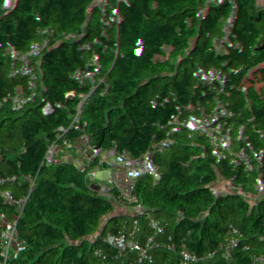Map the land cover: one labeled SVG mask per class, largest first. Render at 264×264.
<instances>
[{"label": "trees", "instance_id": "16d2710c", "mask_svg": "<svg viewBox=\"0 0 264 264\" xmlns=\"http://www.w3.org/2000/svg\"><path fill=\"white\" fill-rule=\"evenodd\" d=\"M97 1L0 0V95L4 82L9 89L28 87L47 105L61 107L72 90L76 54L102 38L105 20ZM181 1L197 10L195 23L212 15L239 23L245 31L264 4V0ZM108 2L117 17L122 2ZM134 57V46L120 41L102 58L101 67L93 68L91 108L84 114L87 135L78 137L77 166L68 165L67 171L61 169L56 144L46 155L44 169L36 174L24 171L37 166L43 156L52 116L34 106L0 109V161H12L10 176L16 175L0 189V238L2 232L13 237L10 247L0 244V264H21L19 260L23 264H125L133 232L154 231L158 217L151 206L156 199L201 201L189 208L188 221L195 257L213 249L205 255L206 264L213 258L229 260L260 235L254 222L264 217V135L245 121L228 142L217 140L216 113L204 114L218 88L210 67L204 59L189 63L178 54L173 103L156 111L131 112L130 94L112 83L124 79ZM250 116L256 122L252 110ZM188 119L197 126L192 174L198 179L175 187L170 169L180 166L189 139L169 137L158 152L156 145L167 131L183 127ZM53 169L62 176L51 181L66 210V223L50 226L37 260L28 261L37 236L34 227L47 225L29 208L50 192L51 184L40 177ZM98 172L99 189L93 187ZM234 174L242 175L240 188H232ZM190 216L208 220L209 242ZM111 233L116 234L114 240ZM240 264H264V249L253 250Z\"/></svg>", "mask_w": 264, "mask_h": 264}, {"label": "built area", "instance_id": "2783aa9c", "mask_svg": "<svg viewBox=\"0 0 264 264\" xmlns=\"http://www.w3.org/2000/svg\"><path fill=\"white\" fill-rule=\"evenodd\" d=\"M122 12L115 17L108 0H98L105 20V27L99 43L85 46L76 54L71 67L72 90L63 105L53 108L41 100L39 95L28 87L9 89L4 82V92L0 95V109L10 110L17 106H34L54 119L51 135L45 142V152L37 166H28L24 171L36 174L44 169V160L53 144L57 146L58 159L62 170L68 165L76 167L81 153L78 137L87 135L84 114L91 108V81L94 67H101L102 58L113 51L120 41L132 36L135 57L131 60L123 80L112 83L130 94V111H156L173 103L177 97L178 79L176 68L179 60L171 58L175 52L186 62L206 60L212 77L218 88L214 102L204 114L216 113V128H226L230 135L243 127L245 121L259 129L264 135V4L255 16V22L248 31L235 22L218 24L216 17L208 15L199 23L194 17L197 10L190 3L181 0H120ZM154 75L153 80L151 79ZM152 82V84H151ZM150 96H154L150 98ZM250 110L256 117V123L250 116ZM257 124L262 125L258 128ZM197 126L191 119L181 127L167 131L157 145L161 151L169 137L187 135L190 145L183 153L179 167L170 169L171 183L175 187L186 186L188 181L197 180L194 170V150ZM254 149L251 150V154ZM13 162L0 161V189L16 175H11ZM61 174L53 169L44 173L41 181L51 184L50 192L43 200H37L30 211L43 217L47 225H36L37 236L30 250L29 259L37 260L38 249L46 230L58 223H66V210L61 207L58 188L52 177ZM232 188H240L242 175L231 177ZM101 186V174L95 175L93 187ZM201 201L156 199L152 210L158 220L153 223V232L138 235L134 230L132 244L126 254L125 264H206L210 248L199 257H195V246L189 232V208H196ZM207 204V209L210 208ZM264 205V197L262 204ZM203 228L204 239L209 242L208 220L194 219ZM254 228L259 231L258 238L244 245L225 262L211 259L210 264H240V261L253 250L264 249V217L258 216ZM126 231L123 232V234ZM110 237L114 240L115 233ZM121 238L123 235L120 236ZM0 244L3 248L13 244L9 233H1ZM200 248V247H199ZM23 264V260H19Z\"/></svg>", "mask_w": 264, "mask_h": 264}, {"label": "rangeland", "instance_id": "374dc122", "mask_svg": "<svg viewBox=\"0 0 264 264\" xmlns=\"http://www.w3.org/2000/svg\"><path fill=\"white\" fill-rule=\"evenodd\" d=\"M217 20H218V18H217ZM217 22H218V24H223V21H221V20H218ZM125 44L126 45L133 44V38H132V36H128L127 37V39L125 40ZM179 57L182 58L181 55H179ZM179 57H176V53L175 52H173L171 54V58H175L176 60H180ZM231 136L232 135H230L228 133V131L226 130V128H221V127H218L217 126L216 132H215V137H216L217 140L227 141L228 142L231 139Z\"/></svg>", "mask_w": 264, "mask_h": 264}]
</instances>
